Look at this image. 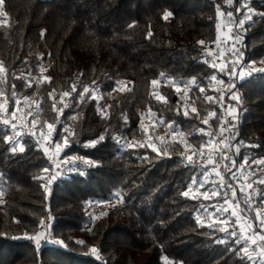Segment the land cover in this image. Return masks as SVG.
I'll use <instances>...</instances> for the list:
<instances>
[{
	"label": "trees",
	"instance_id": "obj_1",
	"mask_svg": "<svg viewBox=\"0 0 264 264\" xmlns=\"http://www.w3.org/2000/svg\"><path fill=\"white\" fill-rule=\"evenodd\" d=\"M236 1L3 0L0 264H258L238 233L197 221L214 199L184 195L206 168L186 156L184 143L204 152L219 126L220 72L199 49L217 38L222 4ZM249 9L240 62L254 72L235 82L227 100L236 117L235 166L260 161L261 210L264 0ZM174 83L191 84L187 100ZM24 100L35 106L27 126L53 133L56 162L67 163L51 180L33 135L13 150L15 127L4 116ZM168 127L180 141L166 139ZM99 204L107 206L95 212ZM247 209L244 203L257 227L260 210Z\"/></svg>",
	"mask_w": 264,
	"mask_h": 264
},
{
	"label": "built area",
	"instance_id": "obj_2",
	"mask_svg": "<svg viewBox=\"0 0 264 264\" xmlns=\"http://www.w3.org/2000/svg\"><path fill=\"white\" fill-rule=\"evenodd\" d=\"M251 1L252 0H238L236 2L223 3L220 9L224 19L221 33L214 41L205 43L199 49L202 61L215 67L220 72V76L214 78V83L221 85L220 90L217 92L218 97L221 99L219 126L212 134L214 140L212 142L213 148L211 152L200 157L199 164L208 166L209 164L207 161L209 156L211 155L213 157L211 165L217 169L220 174L219 180L216 183V189H219L221 194L212 196L211 193H209L208 197L214 199V206L212 204L210 208L197 213L195 217L197 221L202 224H208L209 222H215L226 218L229 222V230L231 232L235 231L240 236L242 234L241 227L237 220V216L233 215V210L235 209L238 214L243 215L252 225L251 228L245 229L243 233L249 237V239H242L245 247L255 253V261L258 264H264V257L260 255L259 248V245H264V241L257 239L256 244H252L250 239L253 232L259 233L260 229H262L260 226L262 215L257 217V227H255L253 221L242 212L244 203L239 198V192H241L240 188L242 187L240 174L245 168L244 165L235 166L233 154L234 145L232 141L234 138L236 117L235 113H233L234 108L232 104L227 100L235 82L246 79L254 72V66L251 64H241L240 62L242 42L246 33V24L249 21L248 13ZM229 13H231V15H229ZM21 106L22 103L18 107ZM31 110H35V106H32ZM4 120L15 127L13 139L16 141V144L13 148L14 151L20 148V138L24 135L31 134L33 135L35 145L47 154L52 168V174L47 176L48 180L53 179L52 177L54 175L56 176V174L65 169V165H58L56 158L53 156L52 152L55 137L53 133L46 138H42L40 134H34L33 129L20 126V123L13 121L9 114L4 116ZM222 129L223 133L221 134ZM64 130H66L65 126L62 127V131ZM190 157L191 159L197 157L194 151L190 154ZM221 176L223 177V188H221L220 184ZM256 183V181L253 182L252 186H255ZM229 184L232 186L231 189L228 188ZM233 190L235 195L234 199ZM224 193H227L226 197ZM225 199L231 201V203H225ZM237 204L239 205V209H236ZM216 207H223L227 209V211L223 213L216 212ZM248 207H250V209H247L248 214L256 212V210L259 212L258 204H252ZM208 209H211V213ZM50 224L51 221H47L39 230L43 231L44 226H49ZM40 244H44V241L41 240Z\"/></svg>",
	"mask_w": 264,
	"mask_h": 264
},
{
	"label": "rangeland",
	"instance_id": "obj_3",
	"mask_svg": "<svg viewBox=\"0 0 264 264\" xmlns=\"http://www.w3.org/2000/svg\"><path fill=\"white\" fill-rule=\"evenodd\" d=\"M216 18H217V28H216V32L219 35L221 33V30L223 28V24H224V19L221 15V11H217L216 12ZM191 86V84H189ZM190 86H182L179 85V83H174L173 87L175 89V92L177 93V95L179 96V98L184 101L185 99L187 100L188 97V92H189V87ZM156 87V86H155ZM96 97H99V95H96ZM22 103L21 107L20 104ZM32 103L24 100L21 102H17V104L14 107V110L9 113L10 118L13 119V121H15L16 123H20V126L23 127H28L33 129V127L31 126H27V118L29 117V113H27L30 109H31ZM233 113H235V110L233 109ZM6 113H4L5 115ZM150 118V117H149ZM153 123V121H152ZM49 133V132H48ZM48 133L45 136H40L42 138H46L48 136ZM167 137L166 139L168 140H177L180 141L181 139V135L178 132V130H176L174 127H168V132L166 133ZM213 134V133H212ZM211 134V135H212ZM184 147H185V154L186 156H188V158L190 157V154L193 153V151L196 154V161L199 163V159L200 157H202L203 155H206L208 153L211 152L213 145L212 143L209 144V146L207 147L206 150L200 151V152H196L195 150L191 149L188 145H186L184 143ZM53 156L54 158L57 159L58 156V150H57V146L56 144H54L53 146ZM61 164L65 165V169L67 168V163L65 161H61ZM260 164V161L255 162L254 166H249V165H244V170L241 171L240 177H241V181H242V187L240 188V191L244 193V203L246 205L249 206V203H246V201L250 202V205L252 204H257L256 202V197L254 195L255 189L254 186H252V183L255 182L256 178L255 175L258 173L257 171V166ZM206 167L205 169H203V174L201 176V178L199 180H205V178H207L206 182L203 184L202 187L199 186H194L191 184L189 190H188V195H201V193L204 192H208L211 193V190L213 188H216V183L219 180L220 174L217 171V169L214 171L213 169H215L211 164H209L208 166H204ZM260 180V179H259ZM207 185V186H206ZM250 185V186H249ZM203 196V195H202ZM249 200H248V199ZM208 199H212V197H208ZM106 204H99L95 207V212L103 210L106 208ZM214 206V204H213ZM261 210H260V214L262 216H264V201L261 203ZM209 212L211 211V209H208ZM257 212V210H256ZM211 213V212H210ZM224 219H221L219 221H215V222H209L207 225L210 226H215L218 229H222L225 227V224L223 223ZM227 231H229V228H227ZM264 263V262H263Z\"/></svg>",
	"mask_w": 264,
	"mask_h": 264
},
{
	"label": "snow or ice",
	"instance_id": "obj_4",
	"mask_svg": "<svg viewBox=\"0 0 264 264\" xmlns=\"http://www.w3.org/2000/svg\"><path fill=\"white\" fill-rule=\"evenodd\" d=\"M2 2H3V0H0V4H2ZM167 15H168V13H165V17H167ZM229 15H231V13H229ZM0 71H2V68H0ZM41 71H43V69H41ZM155 83H157V82L156 81H153V84H155ZM201 90H203V89H201ZM85 91H87V89H85ZM63 95L64 96H67L69 94L68 93H64ZM158 98H162V97H158ZM62 99H63V97H62ZM207 99L211 100L212 97H207ZM0 107H2V105H0ZM210 115H214V113H210ZM5 122H7V121H5ZM204 123H207V120H205ZM33 127H35V125H33ZM52 127H53L52 124H48V128L49 129H51ZM201 131H203V130H201ZM222 133H223V129L221 131V134ZM209 135L211 136V134H209ZM160 139H164V138L161 137ZM213 140H214V137L210 138L209 141L207 142V144H211L213 142ZM205 146L206 145H202L201 147L203 148ZM57 150H59V145H57ZM225 158H227V157H225ZM189 159H191V157H189ZM212 162H213V157L210 155L207 163L208 164H211ZM213 170L215 171L216 169H213ZM206 180H207V178H205V180H199V179H195L194 178L193 181H192V185L202 187L203 184L206 182ZM260 182H264V181H260ZM220 184H221V188H223L224 185H223V177L222 176H221V179H220ZM228 188L231 189L232 186L229 184L228 185ZM219 194H221L219 189L213 188L211 190V195L212 196H216V195H219ZM184 195H188V192H185ZM201 195H204L205 198H208V192L201 193ZM224 195L226 197L227 193H224ZM234 198H235V195H234V190H233V199ZM225 203H231V201L225 199ZM246 203H249V206H251L249 201H246ZM236 209H239V205L238 204L236 205ZM225 211H227V209H225L223 207H216V212L223 213ZM233 215H236L237 216V220H238V222L240 224L241 233L242 234L240 236H237V233L235 231H233V232H231L229 234L232 235V236H237V242H239L241 239H249V237L247 235H244L243 233H244V230L245 229L251 228L252 225L247 221V219L243 215L238 214L235 209L233 210ZM257 215L258 216H261L260 213H257ZM223 223L225 224V227L222 228L221 230L222 231H227V228L229 226L228 220L225 218L223 220ZM260 226H261L262 229H264V216H262L261 219H260ZM250 239H251V243L252 244H256L257 239H259L261 241H264V232H262V233H255V232H253L252 235H251V237H250ZM259 248H260V255L262 257H264V245H259ZM243 250L246 253H248V248H244ZM91 251L95 253L96 252V249L93 248V249H91ZM165 264H167V260H165Z\"/></svg>",
	"mask_w": 264,
	"mask_h": 264
}]
</instances>
